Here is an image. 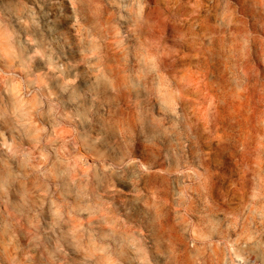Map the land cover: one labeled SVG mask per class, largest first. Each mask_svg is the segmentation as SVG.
I'll return each mask as SVG.
<instances>
[{
    "label": "rangeland",
    "instance_id": "1",
    "mask_svg": "<svg viewBox=\"0 0 264 264\" xmlns=\"http://www.w3.org/2000/svg\"><path fill=\"white\" fill-rule=\"evenodd\" d=\"M106 55L118 121L29 110L114 92ZM168 219L264 241V0H0V264H174Z\"/></svg>",
    "mask_w": 264,
    "mask_h": 264
},
{
    "label": "crops",
    "instance_id": "2",
    "mask_svg": "<svg viewBox=\"0 0 264 264\" xmlns=\"http://www.w3.org/2000/svg\"><path fill=\"white\" fill-rule=\"evenodd\" d=\"M89 39H99L106 36H111L109 33H88ZM98 44H92L90 50H98ZM106 63L104 73H99L96 69H91L90 80H98L104 78L114 81L115 91L106 92L107 95L103 98L91 96L89 100L80 99L76 95L67 100H54L47 85L39 83L32 97L29 98L31 103L30 111L38 113L37 118L54 119L60 112L65 113L66 117L71 120H76L84 117L88 119H98L100 116L110 120L118 121V56L106 55ZM80 73L74 74V80L79 78ZM21 77V76H20ZM8 82H11L16 87L12 99L16 107L23 111V103L26 102L24 97V89L27 88L29 82L25 79L9 77ZM7 81V80H6ZM47 81V80H46ZM37 82H39L37 80ZM73 88H76V81L72 83ZM76 85V86H75ZM110 109L108 112L107 109ZM103 109V110H102ZM36 118V119H37ZM157 235L152 242V247L166 249L162 251L161 259L168 263L171 261L174 264H234L235 258L244 259L249 264H264V241H231V240H215V239H195L188 240L185 229H182L180 224L168 219L164 221L163 228L154 232ZM161 237V238H159ZM169 254V255H168ZM171 259V260H170Z\"/></svg>",
    "mask_w": 264,
    "mask_h": 264
},
{
    "label": "bare ground",
    "instance_id": "3",
    "mask_svg": "<svg viewBox=\"0 0 264 264\" xmlns=\"http://www.w3.org/2000/svg\"><path fill=\"white\" fill-rule=\"evenodd\" d=\"M241 37V36H240ZM203 41V40H202ZM201 65V64H200ZM206 118V117H205ZM204 120H206V119H204ZM218 120L219 121H224L225 120V118L224 117H218ZM203 134V133H202Z\"/></svg>",
    "mask_w": 264,
    "mask_h": 264
}]
</instances>
